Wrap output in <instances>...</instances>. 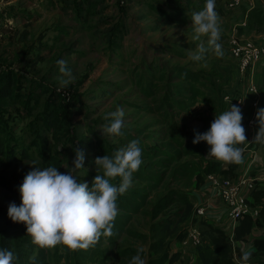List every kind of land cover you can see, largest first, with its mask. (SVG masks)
Listing matches in <instances>:
<instances>
[{
    "label": "rangeland",
    "instance_id": "374dc122",
    "mask_svg": "<svg viewBox=\"0 0 264 264\" xmlns=\"http://www.w3.org/2000/svg\"><path fill=\"white\" fill-rule=\"evenodd\" d=\"M124 1L122 5L120 2L113 3V0H101L94 5L86 14L87 20L83 25L75 28L83 36L69 48L67 44L53 40V43L43 42L13 50L0 46V75L5 70L14 71L24 77L19 85L21 93L39 95L35 98L33 110L25 109L27 100H18L1 112L0 130L6 122L12 123V130L7 134L10 139L4 141V145L6 150L14 151L11 154L17 159L12 166L0 168V209L3 212L8 214L10 204L21 205L19 188L25 176L35 170L34 166H54L67 174L74 166V149L78 148L85 155L84 167L74 175L78 183L86 182L91 186L97 174L94 163L97 157L102 158L106 154L113 156L127 146L130 137L140 141L142 164L133 174L131 187L119 197H125L133 190H144L149 195L146 207L133 217L116 242H109L110 238L102 236L105 244L99 241L95 247L81 251L95 253L93 251L99 249L104 254L96 253L92 256L93 260L76 264H130L133 256L117 255L125 249H142L145 264H150L161 257V252L153 249L161 241L165 245L171 244L173 251L174 236L156 232L153 225L167 219L177 209L172 207L155 219L153 208L171 191L199 194L202 188H195L190 175L173 174V169L177 165L192 168L199 160L215 161L207 158L209 146L205 142L194 144L193 140L197 134L210 129L216 116L230 109L227 95L232 98L251 95L249 91L254 83L260 108L264 109V60L253 74L238 71L237 62L229 51L230 25L225 0H215V12L221 29L219 42L223 46L224 56L219 58L208 51L199 62L189 58L188 51L195 50L200 43L192 40L191 16L193 12L203 9L206 0ZM175 7H184L185 15L175 12ZM255 8L264 11V0H243L239 15ZM3 22L0 21V24ZM250 25L249 33L247 31L245 34L247 37L264 33V30L259 31L257 21ZM201 39L207 46L208 38ZM59 59L66 61L75 81L57 91L60 73L56 61ZM189 75L195 76L196 80L183 79ZM250 106L241 110L248 143L240 147H244L245 151L254 147L258 151L262 145H249L250 131L247 128L253 115L249 111ZM118 108H123L125 113L123 134L119 137L103 135V125L107 123L105 114ZM48 110L49 113L54 111L55 117L48 118ZM53 119L55 129L48 123ZM154 148L160 152L157 158L151 159ZM182 153L183 158L176 161ZM165 159H173V165L167 167V162H163ZM0 160L6 162L2 155ZM219 163L224 170L230 165ZM143 170L152 171L147 172L152 180H139L138 174ZM156 176H160L159 182L155 180ZM120 182L119 178L112 181L117 186ZM120 214L122 212L118 211ZM194 219L182 228L197 229L203 239L206 231L204 220L195 215ZM3 228L21 240L27 251L31 248L33 257L43 251L51 264H69L65 249L62 251L61 246L40 249L32 244L27 228L16 230L0 223V229ZM259 237L264 238V233H255L250 244H243V250L255 253L253 240ZM189 253L193 257L188 254L184 264L198 261L195 250ZM27 261L30 263L33 260L30 258ZM249 262L264 264V255L252 257Z\"/></svg>",
    "mask_w": 264,
    "mask_h": 264
},
{
    "label": "clouds",
    "instance_id": "9594fccd",
    "mask_svg": "<svg viewBox=\"0 0 264 264\" xmlns=\"http://www.w3.org/2000/svg\"><path fill=\"white\" fill-rule=\"evenodd\" d=\"M191 23L193 41H200L195 50H189V58L201 61L205 53L211 51L223 58V46L219 17L215 12V0H206L202 10L193 12ZM201 37H207V46ZM59 68L60 87L57 91L74 83L75 76L67 67L66 61H56ZM123 108L105 114L103 135L121 136L124 127ZM241 109L231 104L230 109L216 116L210 129L197 134L194 144L205 142L209 146L207 158L225 165L240 164L243 161L244 147L247 142L246 131L242 125ZM258 132L253 143L264 146V109L257 113ZM73 167L67 174L54 166L39 168L29 172L19 188L22 203L19 207L10 204L8 216L14 223L26 225L27 234L33 245L40 249H55L61 246L70 251L87 250L95 247L103 236L113 235L114 220L118 215L117 198L131 187L132 177L142 164V149L138 139L131 140L126 147L119 149L113 156L97 157L94 161L97 174L91 186L77 182L74 173L83 169L85 155L74 149ZM68 167V166H67ZM119 178V185L112 183ZM139 249L130 264H145ZM252 252L241 250L240 264H248ZM13 251L0 249V264H14Z\"/></svg>",
    "mask_w": 264,
    "mask_h": 264
},
{
    "label": "trees",
    "instance_id": "16d2710c",
    "mask_svg": "<svg viewBox=\"0 0 264 264\" xmlns=\"http://www.w3.org/2000/svg\"><path fill=\"white\" fill-rule=\"evenodd\" d=\"M174 9L175 12L179 13V15H185L186 13L184 7H175ZM225 12L228 16L229 22H227L229 23V25H231L232 22L236 23L240 21L244 18L246 12H249L247 26L239 28L241 34H246L247 31L249 33L251 27L250 23L253 21H257V25L260 28V32L264 30L263 10H260L258 8L252 10L247 9L243 11L242 15L240 16V13L238 14L235 11L228 10L225 0ZM23 78V76L20 77V75L16 74L14 71L11 70H5L1 73L0 120L2 116L1 112L4 110V108L8 106L12 107V104L16 103L18 100H27V106H25V109H27L28 111H30L31 109L33 110V103L36 101L35 98L39 95H35L33 94V92H30L28 95H24L23 93H21L19 85H21ZM183 79L187 81L196 80L195 76L193 75H189ZM143 91L145 92L146 88H144ZM76 110L79 111L78 107H76ZM47 114L48 118L51 119L55 117L56 113L54 111L49 113L48 110ZM48 123L52 125L53 129L56 128V123L54 119L48 121ZM4 128L0 130V155L5 157L6 162L0 160V168L12 166L17 161L15 155L11 154L14 153V151L11 149L6 150V144L4 145V141H6L8 138L10 139L8 135L12 130V123L6 122L4 124ZM130 139L133 140L131 137ZM159 152L160 151H158L157 148L152 149L151 159L157 158ZM25 156L27 155L25 154ZM183 156L184 153L177 157L176 161L181 160ZM164 161L167 162V167L173 165V159H165L163 160V162ZM238 170L239 164H230L228 169L224 170L221 169V165L217 161L202 162V160H199L194 163L192 168H189L188 165L175 166V168L173 169V174H179L185 177L190 175L191 177H189L193 179L195 188L200 189V187H203L206 184L208 176L215 175L219 179L236 178L238 175ZM147 172L151 173L152 171L147 170ZM147 172L143 170L138 174V178L140 181L152 180V178L148 176ZM155 180L159 182L160 176H156ZM193 196L194 194L192 192L182 193L179 191H171L169 194L162 197L154 206L153 217L155 219L159 218L161 214L165 213L168 209L172 207L177 209V211L171 216H169L167 219L159 220L158 223L153 225V228L156 232H159L163 235L174 236L173 242L175 243L173 244V251L171 250V244L165 245L163 241L156 243L153 249L160 251L161 257L159 259L151 261L150 264H176L180 260L182 253L176 250L174 251V249H176V247H178V245L181 244L188 237V229L182 228V226L190 221L196 220L194 219V215L196 216V206L192 202ZM148 197L149 195L145 193L144 190H133L127 196L121 198L118 196L117 207L118 211H121L122 214L117 215L113 222L114 237H108L110 238L109 242H116V240L121 236V234L125 232L126 227L132 221L133 217L137 216L146 207ZM253 199L254 206L261 207L259 217L253 219L252 217L247 216L241 219L234 229L233 239L230 238L229 233H227L226 230L215 227V225L209 221H203V225L206 229V231L203 233V236L205 237H203L201 244L196 247L201 264H240L241 250L243 248L242 245L248 242V239L252 235L255 226L258 228L264 227V188L255 191V193L253 194ZM19 202L22 203V199L19 200ZM0 223L9 227L11 226L16 230H19V228H22L24 230L26 228V225L24 224L14 223L9 218L8 214L3 212L2 209H0ZM100 242L105 244V241L103 242L102 239H100ZM253 243L256 252L252 253V257H256L260 254L263 255L264 239H256ZM0 249L13 251L14 255L17 258L14 261V264H51L50 260L48 261L45 257L43 251H40V255H36L35 257H33V255H31L32 249L30 248V250L27 251L25 248V244H23L22 241L18 238L14 237L10 231L5 230L4 228L0 229ZM81 251L85 250H77L73 252L65 248L64 253L66 261H68L69 264H76L80 261L93 260L92 256H94L96 253L97 255L104 254V251H99V249H95V251H93L95 253H85ZM137 252V249H125L117 253V255L119 257H131L137 255ZM140 255L141 257H143L145 254L142 251L140 252ZM30 258H32L33 261L27 263V259Z\"/></svg>",
    "mask_w": 264,
    "mask_h": 264
},
{
    "label": "crops",
    "instance_id": "0c3cea01",
    "mask_svg": "<svg viewBox=\"0 0 264 264\" xmlns=\"http://www.w3.org/2000/svg\"><path fill=\"white\" fill-rule=\"evenodd\" d=\"M120 1L113 0V3ZM99 2L101 0H0V21H4L0 26L5 23L3 28L0 27V46L13 50L16 47L27 46L26 48H28V46L33 44H41L43 42L48 44L55 41L56 43L67 44L66 47L69 48L72 43L76 44L77 40L83 36V34L77 33L75 28L83 25L87 20L86 14ZM259 109H261L260 105ZM249 111L254 113L250 108ZM247 129L250 131V139L249 135L248 139L250 140L249 145H251L258 132V121H256L255 128L249 125ZM251 159H254V163L250 165L252 176L261 175L264 167V146L259 148L255 156H251L249 149L244 151L243 161L239 164L238 172L245 171ZM198 193H194L196 197H192L194 205L196 207L207 206L213 209L215 211V220L213 219L210 222L215 227L222 228L231 235L229 229L225 228L228 220L225 208L220 200L218 191L212 186L211 182L206 180V184ZM257 232L259 234L264 233V227L258 228L255 226L246 244H250L251 238ZM256 239L264 238L259 237L254 240ZM192 249L195 250L198 259L194 264H201L196 247L188 240H184L178 245L176 250L181 252L182 256L176 264H184V259L188 257V254L191 255L189 251ZM254 250L256 251L255 247ZM191 257L193 256L191 255Z\"/></svg>",
    "mask_w": 264,
    "mask_h": 264
},
{
    "label": "built area",
    "instance_id": "2783aa9c",
    "mask_svg": "<svg viewBox=\"0 0 264 264\" xmlns=\"http://www.w3.org/2000/svg\"><path fill=\"white\" fill-rule=\"evenodd\" d=\"M122 5L125 1H120ZM227 8L230 11H235L238 14L241 12L243 0H226ZM248 13L246 12L243 19L238 22H232L229 28V51L231 56L238 63V71L241 74L254 73L256 67L264 60V33L256 36H246L241 34L239 28L246 27L248 21ZM252 83L250 94L245 97L232 98L226 96V100L241 110L251 104L250 109L254 111L249 125L252 128L256 127V117L259 108V96L256 87ZM251 96V98L249 97ZM251 156L256 155V150L249 149ZM251 159L249 166L245 171L238 172L236 178L219 179L215 175L208 176L207 180L218 191V195L226 211L227 223L225 228L230 231V238L233 239L234 229L239 221L247 216L256 219L259 217L261 207L254 206L253 194L255 191L264 188V167L263 172L259 176H252L250 165L254 163ZM196 217L205 221L215 220V211L207 206L196 207ZM188 241L192 245L198 247L201 244V233L191 228L188 230Z\"/></svg>",
    "mask_w": 264,
    "mask_h": 264
}]
</instances>
